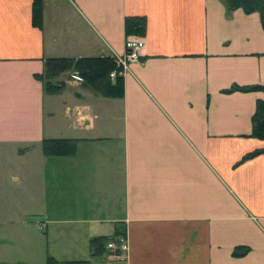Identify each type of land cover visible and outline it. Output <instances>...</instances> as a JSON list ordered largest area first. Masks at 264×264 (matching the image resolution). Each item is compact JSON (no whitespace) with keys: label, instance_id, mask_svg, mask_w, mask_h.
Listing matches in <instances>:
<instances>
[{"label":"crops","instance_id":"obj_1","mask_svg":"<svg viewBox=\"0 0 264 264\" xmlns=\"http://www.w3.org/2000/svg\"><path fill=\"white\" fill-rule=\"evenodd\" d=\"M33 2L0 0V261L264 264V154L240 162L264 147L250 136L264 90L223 92L264 86L261 14L225 0H44L39 27ZM137 15L146 46L124 97L67 78L46 93L47 58L124 55ZM45 139L77 151L46 156ZM117 224L128 257H92L91 238Z\"/></svg>","mask_w":264,"mask_h":264},{"label":"trees","instance_id":"obj_2","mask_svg":"<svg viewBox=\"0 0 264 264\" xmlns=\"http://www.w3.org/2000/svg\"><path fill=\"white\" fill-rule=\"evenodd\" d=\"M228 10L243 9L246 13L259 12L262 16L264 25V0H225ZM44 0H34L33 2V23L35 26L42 27L43 24ZM146 16H127L125 19L126 34L145 36L147 32ZM115 55L108 56H89V57H52L45 61L44 71L37 74L46 93L56 94L60 92L64 86V81L60 84L56 79L66 72H77L82 79V85L93 90L97 94L106 98H122L125 95L124 75L117 74L115 78L111 77V73L120 70ZM64 83V84H63ZM264 90L262 85L239 86L233 85L231 88L224 90L226 93L236 91H256ZM252 137L264 140V100L259 99L256 105V111L252 117ZM77 139H45L42 142V149L46 156H68L74 155L77 151ZM260 154H264V147L255 149L246 154L240 162L252 159ZM239 162V163H240ZM127 235L126 230L120 224H117L116 231L113 236H95L90 240V251L92 257H98L107 250L110 241H118L120 237ZM250 250L248 246H237L233 255L241 257L246 255ZM0 264H25L22 262H4ZM46 264H92L89 259L76 260H59L52 255L46 258Z\"/></svg>","mask_w":264,"mask_h":264},{"label":"built area","instance_id":"obj_3","mask_svg":"<svg viewBox=\"0 0 264 264\" xmlns=\"http://www.w3.org/2000/svg\"><path fill=\"white\" fill-rule=\"evenodd\" d=\"M146 46V41L142 36L130 35L126 39V52L124 55H116L118 65L121 67L120 70H115L111 73V76L117 74L124 75L129 69L131 62L138 61L140 59L141 52ZM75 76L69 79L71 82L82 80L79 73L74 72ZM107 248L111 251V256L114 258L125 259L128 257L130 251V242L128 237H120L118 241H110Z\"/></svg>","mask_w":264,"mask_h":264},{"label":"rangeland","instance_id":"obj_4","mask_svg":"<svg viewBox=\"0 0 264 264\" xmlns=\"http://www.w3.org/2000/svg\"><path fill=\"white\" fill-rule=\"evenodd\" d=\"M75 76V73L74 72H66V73H64L61 77H60V79L58 80V79H56V81H58V83L60 84V81L62 80H64L65 81V78H69V79H72L73 77ZM68 81V80H67ZM75 82H78V83H82V81L81 80H77V81H75ZM64 83H66V82H64ZM63 83V84H64ZM0 195H1V186H0ZM0 207H2V204H1V202H0ZM1 219V218H0ZM0 229H1V226H0ZM1 244V243H0ZM38 261H40V260H38ZM37 264H42V263H39V262H37Z\"/></svg>","mask_w":264,"mask_h":264},{"label":"bare ground","instance_id":"obj_5","mask_svg":"<svg viewBox=\"0 0 264 264\" xmlns=\"http://www.w3.org/2000/svg\"><path fill=\"white\" fill-rule=\"evenodd\" d=\"M117 75H115L114 77L113 76H111L112 78H115Z\"/></svg>","mask_w":264,"mask_h":264}]
</instances>
